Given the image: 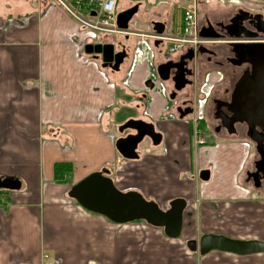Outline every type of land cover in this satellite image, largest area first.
<instances>
[{
  "label": "crops",
  "instance_id": "0c3cea01",
  "mask_svg": "<svg viewBox=\"0 0 264 264\" xmlns=\"http://www.w3.org/2000/svg\"><path fill=\"white\" fill-rule=\"evenodd\" d=\"M180 1L152 5L173 34L181 13L166 6ZM255 1L263 11L264 0ZM218 11V0H200L198 21L221 19ZM91 37L55 0H0V177L21 181L19 190L0 189V264H264V253L200 255L187 245L205 234L264 241V188L245 180L251 140L214 134L209 141L205 129V143L196 142L217 68L195 63L194 86L179 95L193 100L194 111L181 118L172 84L157 72L178 51L124 35L131 57L114 69L85 52ZM129 119L153 123L163 135L158 145L140 143L135 160L116 147L133 132L119 131ZM61 162L73 170L58 182L54 165ZM103 169L118 189L138 191L163 210L184 200L181 235L141 220L115 223L69 197L74 184ZM205 169L207 181L199 176Z\"/></svg>",
  "mask_w": 264,
  "mask_h": 264
},
{
  "label": "flooded vegetation",
  "instance_id": "af4514ba",
  "mask_svg": "<svg viewBox=\"0 0 264 264\" xmlns=\"http://www.w3.org/2000/svg\"><path fill=\"white\" fill-rule=\"evenodd\" d=\"M255 4V0H244V2L241 0H218V5L225 8L221 19L204 17L202 22L198 21L200 36L207 39L209 43L197 48L186 47L179 50L176 56L161 64L172 61L179 66L181 62H184L181 69L179 67L172 68L169 79L165 81L172 84L170 98L172 94H175V98L170 100H179L174 105L179 116L186 110L194 109L193 100L189 98L180 100L179 95L184 91L189 94V87L194 86L195 63L202 58L208 66L217 68L218 84L216 89H212L213 94L205 103L206 115L201 126L203 130H212L215 135L244 134L247 136L254 145L255 154L250 169L246 171L245 180L253 188H264V161L259 162L261 156L256 148V142L248 135L249 126L246 122L239 121L240 115L237 113L238 111H235L239 106L248 105L249 108H253L255 105V101L250 102L249 100L245 103L244 97L249 96L250 98L259 94L264 96V72L260 71L264 68V10L257 9ZM139 10L140 6L134 16ZM166 15L169 13L167 12ZM157 23L161 25L158 26ZM158 28L163 29V34H169L170 19H167V16L153 18L150 21V30L146 32L158 33ZM156 41H152L153 47H164L167 44L160 41L157 45ZM124 50L127 54L126 60L131 57L128 46L121 43L115 46V52ZM90 55L93 58L97 57L95 53ZM183 56L186 57L183 58ZM96 59L102 63L99 55ZM181 70L185 71L186 79L191 83H188L182 91H176L174 77ZM245 82L251 83L244 86L243 83ZM179 108L182 110L181 113L178 112ZM192 113H187L184 117ZM257 130L264 134V126L258 125Z\"/></svg>",
  "mask_w": 264,
  "mask_h": 264
},
{
  "label": "water",
  "instance_id": "95a60500",
  "mask_svg": "<svg viewBox=\"0 0 264 264\" xmlns=\"http://www.w3.org/2000/svg\"><path fill=\"white\" fill-rule=\"evenodd\" d=\"M139 5H135L118 14L117 24L121 29H127L129 23L138 11ZM156 25H161L157 23ZM158 33H163L162 28H158ZM206 35V34H202ZM160 41L155 43L158 45ZM85 52L88 54L95 53L101 57L103 66H110L118 69L127 57L126 51L115 52V45L113 43H90L85 46ZM192 52V51H191ZM193 53V52H192ZM186 56H183L185 58ZM191 57V56H190ZM183 60V59H182ZM181 62L177 63L169 61L161 64L157 68L160 79L164 82L169 79L172 68L183 66ZM179 70V69H178ZM264 72V68L260 71ZM176 81L175 90L182 91L188 83L186 73L181 70L178 75L174 77ZM252 79V83H253ZM251 82L243 83L244 86L250 85ZM247 88V87H246ZM175 98L172 94L171 99ZM263 95H254L244 97V102H254L253 108L246 106H239L237 113L240 115V122H246L249 126V137L256 142V148L261 156L259 162L264 161V134L257 130V126H264V104ZM245 103H242L243 105ZM194 109L186 110L181 113V108L178 112L183 118L187 113H192ZM126 130L133 131L132 133L122 136L117 139L116 147L119 153L126 159L135 160L139 158L137 152L138 146L145 139L151 140L153 145L161 143L163 135L158 132L155 125L141 119H129L119 128L121 133ZM200 178L207 181L210 178V170H202L199 174ZM21 188V181L15 177H0V189L19 190ZM69 197L75 200L84 209L103 215L109 220L118 223H130L133 221H145L150 225L164 228L167 236L177 238L182 233L183 228V214L185 209V201L182 199L172 200L169 208L163 210L153 200L145 198L140 192L130 190L122 191L118 189L114 180L110 177V171L103 169L93 172L86 176L78 183L74 184L70 191ZM188 247L194 251L199 252L200 255H206L209 252L216 250L222 252L233 253L237 255H252L257 253H264V241L262 240H237L221 235L205 234L198 240H190Z\"/></svg>",
  "mask_w": 264,
  "mask_h": 264
},
{
  "label": "built area",
  "instance_id": "2783aa9c",
  "mask_svg": "<svg viewBox=\"0 0 264 264\" xmlns=\"http://www.w3.org/2000/svg\"><path fill=\"white\" fill-rule=\"evenodd\" d=\"M59 3L78 26L92 35L94 42H107V37L115 35H129L140 38L149 48L154 40H159L170 45L169 51L175 53L186 47L197 48L209 41L200 36L198 25V4L200 0H191L188 5H181V24L177 33H147L137 32L132 29H121L117 24V17L123 10L142 2L155 5L159 0H55ZM203 1V0H202ZM204 130L198 126L196 142L205 143L202 138Z\"/></svg>",
  "mask_w": 264,
  "mask_h": 264
},
{
  "label": "rangeland",
  "instance_id": "374dc122",
  "mask_svg": "<svg viewBox=\"0 0 264 264\" xmlns=\"http://www.w3.org/2000/svg\"><path fill=\"white\" fill-rule=\"evenodd\" d=\"M135 1V0H133ZM166 1V0H164ZM191 2V0H181L180 4L181 5H188ZM241 2H244V0H241ZM146 7H140L139 12L134 16L133 20L131 21L130 25H131V29H135V30H145V31H149L150 30V21L154 18V14H156L157 12H161L164 13V11L161 10H157V6L152 7L151 4L146 3L145 5ZM166 7H170V11L172 10L176 16L175 17H179L180 13H181V9L178 8V6L176 4H173L171 6H166ZM155 8V9H154ZM220 9L222 11H218V14L220 15H224V7L220 6ZM177 20L174 21V25L177 23ZM118 38H113L112 41L118 45V43L121 44H125L126 40H124L125 38H123L120 35H115ZM94 41H96V39H94ZM169 46V44H166V46L164 45V49L167 50V47ZM169 54V53H167ZM212 84V82H209ZM214 137V132L210 129L207 130V138L209 141H212V138ZM259 199L261 198L260 196L258 197Z\"/></svg>",
  "mask_w": 264,
  "mask_h": 264
},
{
  "label": "trees",
  "instance_id": "16d2710c",
  "mask_svg": "<svg viewBox=\"0 0 264 264\" xmlns=\"http://www.w3.org/2000/svg\"><path fill=\"white\" fill-rule=\"evenodd\" d=\"M73 168L70 163L61 162L54 165L55 180L63 182L66 176H69ZM145 222V221H144Z\"/></svg>",
  "mask_w": 264,
  "mask_h": 264
}]
</instances>
